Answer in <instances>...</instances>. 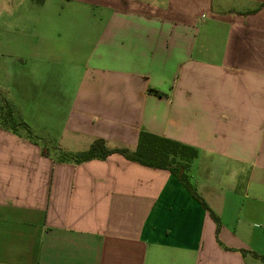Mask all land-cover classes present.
I'll return each mask as SVG.
<instances>
[{
	"label": "crops",
	"instance_id": "1",
	"mask_svg": "<svg viewBox=\"0 0 264 264\" xmlns=\"http://www.w3.org/2000/svg\"><path fill=\"white\" fill-rule=\"evenodd\" d=\"M66 1L18 54L8 103L50 149L0 129V264H264V0ZM143 131L198 151L219 223L167 170L60 160Z\"/></svg>",
	"mask_w": 264,
	"mask_h": 264
},
{
	"label": "rangeland",
	"instance_id": "2",
	"mask_svg": "<svg viewBox=\"0 0 264 264\" xmlns=\"http://www.w3.org/2000/svg\"><path fill=\"white\" fill-rule=\"evenodd\" d=\"M128 1L136 9L143 6L163 12L177 3L186 5L185 0ZM67 3L66 0H46L44 4H39L38 0H0V119L8 112V109L3 110L5 103L13 101L12 87L19 67L18 54L30 43L29 34L35 32L36 23L44 24L47 18L64 15ZM22 132L18 128V133ZM33 135L43 147L50 149L42 136Z\"/></svg>",
	"mask_w": 264,
	"mask_h": 264
},
{
	"label": "trees",
	"instance_id": "3",
	"mask_svg": "<svg viewBox=\"0 0 264 264\" xmlns=\"http://www.w3.org/2000/svg\"><path fill=\"white\" fill-rule=\"evenodd\" d=\"M153 92L160 96L162 95L157 91ZM5 109H8V112L5 115H1L0 129L18 133V128H21L29 139L37 142L38 140L35 139L29 126L14 116L13 109L8 102L5 103L3 110ZM42 153L47 155L46 147L42 148ZM113 154H119L131 162L150 169L169 171L179 180L192 197L210 213L212 218L219 223L216 215L196 193L194 186L190 182L188 170L192 161L197 157L198 151L188 145L143 131L139 136L137 148L134 152L127 150H109L103 140H97L85 152L74 154L61 152L60 160L80 164L91 160H104Z\"/></svg>",
	"mask_w": 264,
	"mask_h": 264
}]
</instances>
